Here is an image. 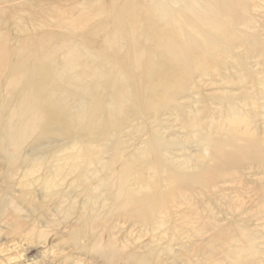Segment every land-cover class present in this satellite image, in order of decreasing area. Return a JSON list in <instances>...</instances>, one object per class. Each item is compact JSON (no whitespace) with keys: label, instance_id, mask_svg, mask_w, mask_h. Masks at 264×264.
<instances>
[{"label":"bare ground","instance_id":"1","mask_svg":"<svg viewBox=\"0 0 264 264\" xmlns=\"http://www.w3.org/2000/svg\"><path fill=\"white\" fill-rule=\"evenodd\" d=\"M0 221L105 264H264V0H0Z\"/></svg>","mask_w":264,"mask_h":264},{"label":"rangeland","instance_id":"2","mask_svg":"<svg viewBox=\"0 0 264 264\" xmlns=\"http://www.w3.org/2000/svg\"><path fill=\"white\" fill-rule=\"evenodd\" d=\"M249 195H253V193L251 192ZM213 202L214 201H212V203ZM262 217L263 215L261 216V219ZM253 221L254 220H252V222ZM262 222L263 221L259 223H262ZM2 223L0 221V225H2ZM4 224L5 223H3V225ZM3 225L0 227V264H78L79 261H80L79 264H105L103 259H101L96 253L91 252L89 248L87 250L84 249L86 251L85 252L83 248L80 249L81 247L80 248L77 247L76 249H74L73 247L70 246L69 248L68 245L67 247V246L61 245L60 243L57 244L58 242L56 240L55 241H51L50 239L49 240L48 239L38 240L36 237L35 238L30 237V235H29V239L28 237L26 239V236L19 234V238L22 239V240L21 239L19 240L18 235H16V232L14 231L11 232V230L6 231V229L8 230L9 227L6 224L5 226ZM52 229H51L52 232H54L55 229L57 230V233L59 231L58 235L56 234L54 237H60L63 234L61 232L65 233V231H63L64 230L63 226L59 228H52ZM136 233L137 232L135 231L133 236H136L137 235ZM13 239L15 242L13 241ZM30 239H32L33 241H29ZM262 240H264V237L262 238ZM41 241H45V242L41 243ZM42 244H44L45 246ZM55 244L58 248L55 246ZM54 247L56 248L55 250H54ZM68 248L71 250H68ZM59 250L63 254H61ZM76 257H77V260H76ZM118 264H124V263L120 262Z\"/></svg>","mask_w":264,"mask_h":264}]
</instances>
